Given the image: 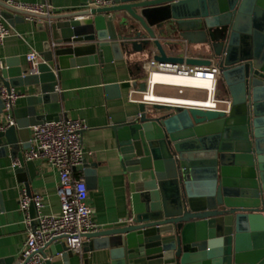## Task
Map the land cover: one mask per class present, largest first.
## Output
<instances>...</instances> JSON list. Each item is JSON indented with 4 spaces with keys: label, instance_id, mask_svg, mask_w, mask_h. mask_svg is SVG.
Instances as JSON below:
<instances>
[{
    "label": "water",
    "instance_id": "water-1",
    "mask_svg": "<svg viewBox=\"0 0 264 264\" xmlns=\"http://www.w3.org/2000/svg\"><path fill=\"white\" fill-rule=\"evenodd\" d=\"M112 1L94 8V0H80L76 10L40 14L0 0L8 12L46 21L51 36L39 74H28L18 57L0 66V87H39L14 109V123L0 130V167L2 159L17 161V181L32 194L37 167L24 157L31 127L60 118L58 80L67 67L152 48L157 61L215 64L225 85L221 99L231 101L228 110L137 102L112 115L137 212L85 234L83 250L109 248L114 264H264V0ZM192 46L198 55H188ZM112 88L118 90L117 84L107 85ZM146 89L147 76L139 91ZM85 166L94 187L96 165ZM30 212L35 215L33 205ZM47 249L71 264L73 253L64 243L42 249L43 256ZM0 264L21 260L0 258Z\"/></svg>",
    "mask_w": 264,
    "mask_h": 264
},
{
    "label": "crops",
    "instance_id": "crops-1",
    "mask_svg": "<svg viewBox=\"0 0 264 264\" xmlns=\"http://www.w3.org/2000/svg\"><path fill=\"white\" fill-rule=\"evenodd\" d=\"M22 4L46 3L55 9V12H70L80 8V0H13ZM6 24L11 28L5 42L0 45V60L18 57L28 65L27 54L35 50L39 54L51 42V36L46 29V21L27 19L25 16L8 12L3 8L2 13ZM13 19V24L8 20ZM197 46H192L189 56L198 55ZM170 55L176 51L168 50ZM149 53L132 50L123 59L104 64H88L70 66L61 71L58 80V93L61 95L62 110L60 118L83 119L88 129L83 135L85 163L77 173H83L89 190L88 203L95 209L94 220L98 226L114 224L130 218L137 212L136 196L121 168L117 144L113 130L110 127L112 115L133 110L141 98L139 89L147 76L146 65ZM195 78L154 74L151 82L156 86L153 93H149L148 100L164 101L167 96H176L171 103L197 104L196 100L206 98L209 86L205 81L201 87L193 88L189 81ZM177 83H181V86ZM117 84L116 88L107 89V85ZM180 87H183L180 92ZM221 87V93L219 88ZM157 89L166 93H157ZM21 92L16 108L27 104V97L39 93L38 86L17 87ZM225 85L221 75H218L217 97H225ZM224 95V96H222ZM205 96V97H204ZM170 102V101H168ZM221 106H224L221 105ZM5 120V113L0 116ZM14 161L11 158L1 160L0 167V258H20L26 239V223L24 213L19 209V198L23 183H19L13 170ZM36 176L31 179L32 193L40 192L45 197L43 211L49 214H58L61 211V202L57 194L59 171L46 160H35ZM94 168L96 165V185L90 187L91 175L85 173V164ZM86 238H84V241ZM47 255L52 256L53 264H64L61 254L52 255L47 249ZM71 264H114L111 249L73 253Z\"/></svg>",
    "mask_w": 264,
    "mask_h": 264
},
{
    "label": "built area",
    "instance_id": "built-area-1",
    "mask_svg": "<svg viewBox=\"0 0 264 264\" xmlns=\"http://www.w3.org/2000/svg\"><path fill=\"white\" fill-rule=\"evenodd\" d=\"M7 2L18 8L27 9L40 14H50L55 9L46 3L22 4L13 0ZM112 0H94L91 7L98 8L112 5ZM0 5V45L11 35V28L6 24ZM27 19L35 17L25 15ZM157 51L152 48L146 65L147 89L139 91L141 94L138 102L160 103L177 105L178 103L148 100V94L154 92L151 77L155 73L172 74L184 77L201 79L209 84L206 98L196 100L198 104H181L184 106H197L203 109L228 110L231 101L217 97V84L219 68L211 65H189L186 63L162 62L155 59ZM43 58L37 51L32 50L27 54L28 74H39V65ZM0 66L3 61L0 60ZM197 88V87H193ZM183 87H180L182 92ZM58 90V89H57ZM21 93L16 88L0 87V98L4 104L5 124H0V130L14 123L13 111ZM224 106H221L223 105ZM88 125L83 119H47L31 127V147L25 152L26 160H46L59 171L57 194L61 202V211L58 214H49L43 211L45 197L40 192L29 194L22 188L19 198V209L24 213L26 223V239L20 256L21 264H47L52 256H43L40 252L55 242H62L67 251L81 252L84 235L98 229L94 220L95 209L88 203L89 190L83 173H77L85 163V150L83 135ZM18 162L14 161L13 167ZM34 206L35 215L30 212ZM81 264V263H79Z\"/></svg>",
    "mask_w": 264,
    "mask_h": 264
},
{
    "label": "rangeland",
    "instance_id": "rangeland-1",
    "mask_svg": "<svg viewBox=\"0 0 264 264\" xmlns=\"http://www.w3.org/2000/svg\"><path fill=\"white\" fill-rule=\"evenodd\" d=\"M178 85H181V86H185V85H182L181 83H177ZM189 85H193L194 87H201L202 85L201 84H204V82H203V80H201V79H194V81H189V83H188ZM219 93H221L220 91H221V87L219 88ZM157 93H166L165 91H161V90H159V89H157V91H156ZM222 96H224V95H222ZM205 97V96H204ZM227 98V97H226Z\"/></svg>",
    "mask_w": 264,
    "mask_h": 264
},
{
    "label": "bare ground",
    "instance_id": "bare-ground-1",
    "mask_svg": "<svg viewBox=\"0 0 264 264\" xmlns=\"http://www.w3.org/2000/svg\"><path fill=\"white\" fill-rule=\"evenodd\" d=\"M156 74V73H155ZM158 74H162V73H158ZM163 75H165V74H163ZM166 75H172V74H166ZM177 76H179V75H177ZM152 78V77H151ZM192 78V77H191ZM151 84H153L154 85V87L157 85H155L154 83H152L151 82ZM151 93V92H150ZM175 98H176V96H167V99L165 100L166 102H168V101H170V102H173V101H175ZM164 102V101H163ZM199 102H197V104H198ZM179 104H183V103H179ZM184 104H188L187 102H185Z\"/></svg>",
    "mask_w": 264,
    "mask_h": 264
}]
</instances>
